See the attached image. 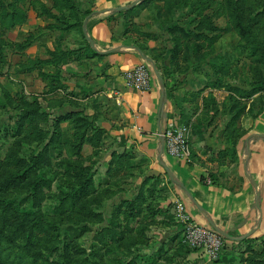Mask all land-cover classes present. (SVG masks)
<instances>
[{
	"label": "rangeland",
	"instance_id": "374dc122",
	"mask_svg": "<svg viewBox=\"0 0 264 264\" xmlns=\"http://www.w3.org/2000/svg\"><path fill=\"white\" fill-rule=\"evenodd\" d=\"M89 1L0 0V264H207L168 230V176L109 133L116 111L58 90L79 63ZM138 3L120 33L154 60L190 144L230 168L264 108V0ZM27 7L47 23L26 31ZM223 240L208 263L264 264V231Z\"/></svg>",
	"mask_w": 264,
	"mask_h": 264
},
{
	"label": "crops",
	"instance_id": "0c3cea01",
	"mask_svg": "<svg viewBox=\"0 0 264 264\" xmlns=\"http://www.w3.org/2000/svg\"><path fill=\"white\" fill-rule=\"evenodd\" d=\"M91 1L88 8H92L93 11L84 18L82 25L85 22L87 35L93 46L86 38V42H78V39L75 41V44L82 48L80 56H77L78 65H81L65 66L69 75L67 80L62 81L64 84L60 87L62 89L58 90L62 91L63 96L78 98L80 101L98 98L99 110L106 105L111 111H116V116L107 127L109 133L118 140L126 139L127 144L135 148L137 155L145 157L146 164L154 174L159 175L161 181L164 176L165 179L168 176L164 166H167L173 174L175 181L168 176L171 183L168 186V204L179 200L195 221L217 231H224L232 237L244 236L251 230L253 232L250 235L256 236L257 233H262L264 231V108L252 119L250 132L239 138L235 146V163L230 168L217 166L207 160L195 144H190V141L189 157L171 156L166 152L163 139L159 135L168 120L171 118L176 120L172 117L173 106L168 99L167 88H164L165 94L161 101L162 87L154 75L151 76L147 90L129 87L123 79L125 70L144 61L137 50L130 45L141 48L147 54L143 43L137 45L125 41L118 25L120 12H124L128 4H133L137 0H95L92 3ZM137 5L134 6L133 14L140 10ZM119 6L126 8L113 10ZM26 12L28 13L25 22L26 31L33 25L42 27L47 23L42 17L32 15L28 7ZM114 17L117 20H114ZM133 21L136 19L134 18ZM142 33H146L145 30H142ZM141 38L148 39L145 34H141ZM153 42L152 39H148V47H153ZM111 48L119 49L105 52ZM85 51L90 54L83 55ZM93 51L96 53L93 54ZM210 171L216 173V178L212 177V183L207 184L204 177L210 176ZM257 198H259V209L256 206ZM173 206L174 204L172 211ZM168 230L176 234L180 232V227L177 224ZM227 240L238 241L229 238ZM191 249L193 251L191 250L187 255L190 261L197 260L201 263L206 261L210 264L201 251Z\"/></svg>",
	"mask_w": 264,
	"mask_h": 264
},
{
	"label": "built area",
	"instance_id": "2783aa9c",
	"mask_svg": "<svg viewBox=\"0 0 264 264\" xmlns=\"http://www.w3.org/2000/svg\"><path fill=\"white\" fill-rule=\"evenodd\" d=\"M152 75L150 65L143 61L125 70L123 79L129 87L147 90ZM189 132V127L186 124L179 123L172 118L168 120L165 127L159 132L166 152L176 158L189 157ZM204 181L210 184L212 178L207 175L204 177ZM173 204V215L180 227L181 242L189 248L201 251L207 260H217L224 243L222 234L212 227L195 221L179 200L174 201Z\"/></svg>",
	"mask_w": 264,
	"mask_h": 264
},
{
	"label": "water",
	"instance_id": "95a60500",
	"mask_svg": "<svg viewBox=\"0 0 264 264\" xmlns=\"http://www.w3.org/2000/svg\"><path fill=\"white\" fill-rule=\"evenodd\" d=\"M140 0H137V2L131 4V6H134L135 4H137ZM126 7L125 6H119V7H116V8H113L114 11H119V10H123L125 9ZM82 30H83V33L85 35V38L90 42V44L93 46V42L91 41V39L88 37L87 35V32H86V28H85V22L83 23L82 25ZM130 47H133L137 50V52L139 53V55L141 56V58L150 63L151 64V67H152V70H153V73L156 77V79L158 80V82L160 83L161 87H162V93H161V101L163 100V97H164V84H163V79H162V76L159 72V70L157 69L156 65H155V62L154 60L148 56L147 54H145L143 52V50L139 47H136L135 45H130ZM119 48H111L109 50H106L105 52H112V51H116L118 50ZM169 178L173 181H175L174 177H173V174L171 173V171L169 170V168L167 166H164ZM256 206L257 208L259 209V198H257L256 200ZM222 236L226 237V238H229V239H232V240H241V239H244L246 236H249L253 230H251L250 232H248L247 234H245L244 236H241V237H232L230 236L229 234H227L226 232L224 231H219Z\"/></svg>",
	"mask_w": 264,
	"mask_h": 264
},
{
	"label": "trees",
	"instance_id": "16d2710c",
	"mask_svg": "<svg viewBox=\"0 0 264 264\" xmlns=\"http://www.w3.org/2000/svg\"><path fill=\"white\" fill-rule=\"evenodd\" d=\"M71 25H72V24H68L67 26H71ZM95 53H96V52L93 51V54H95ZM50 76H52V75H50ZM54 77H55V78H52L53 81H54V80H55V81H60V77H59L58 74L55 75ZM59 85H60V84H58V83L55 82V83H54V86L52 87V89H53V88H56V89H57V88L59 87ZM61 119L63 120V119H65V117H62ZM69 166H70V165H69ZM210 177L212 178L211 175H210ZM201 179H202V178H201ZM212 180H213V178H212Z\"/></svg>",
	"mask_w": 264,
	"mask_h": 264
}]
</instances>
